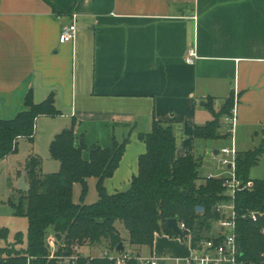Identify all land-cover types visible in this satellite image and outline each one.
<instances>
[{
	"label": "crops",
	"instance_id": "obj_1",
	"mask_svg": "<svg viewBox=\"0 0 264 264\" xmlns=\"http://www.w3.org/2000/svg\"><path fill=\"white\" fill-rule=\"evenodd\" d=\"M49 1L0 0V119L15 118L32 91L36 104L53 94L61 113L37 120L34 141L39 131L53 140L74 122L89 147L129 137L106 182L109 194L130 188L146 152L140 137L155 121L175 126L177 156L196 155L208 142L195 138V128L213 119L211 100L219 111L234 96L237 152L252 150L251 140L264 144V0ZM74 18L75 41L60 44ZM189 50L196 52L193 64ZM219 133L227 137L206 146L215 155L216 144L232 140L228 130ZM83 156L89 160V151ZM161 236L180 245L160 250ZM183 244L162 233L153 256L175 263L190 254ZM94 247L78 251L99 256Z\"/></svg>",
	"mask_w": 264,
	"mask_h": 264
},
{
	"label": "trees",
	"instance_id": "obj_2",
	"mask_svg": "<svg viewBox=\"0 0 264 264\" xmlns=\"http://www.w3.org/2000/svg\"><path fill=\"white\" fill-rule=\"evenodd\" d=\"M50 3L49 0H43ZM234 96L227 99L216 111L214 101L206 104L213 119L203 126H196L195 138L214 141L227 136L219 133L222 120L231 116ZM61 113L55 108V96L36 104L30 91L24 101V110L10 120L0 119V161L18 150V141L34 142L36 123L42 117H57ZM140 139L146 145L145 154L139 157L138 174L133 177L130 188L109 194L106 187L120 166L130 138L118 141L111 139V147L99 145L89 147L85 136H76V122L54 137L50 144L51 157L60 164L57 173L44 175L42 160L31 156L25 167L30 190L22 192L18 203H13L15 214L28 222V246L17 249L21 235L14 244L0 247V264H61V259L77 256L74 264H115L102 254L86 257L76 250L88 244H103L104 250L123 254L128 250L117 223H121L129 234L132 247H148L152 253L155 238L161 233L177 237L168 226L170 219L184 222L193 233L195 241L207 238L215 220L219 218L216 206L228 201L225 178H202V158L189 153L184 157L176 154L177 138L172 123L155 121L152 132ZM89 151V160L84 152ZM264 156V144L237 152L235 160L236 178L251 188L239 190L235 196L237 214V240L244 258L250 263H260L264 254V179H252L251 171ZM96 179L98 201L87 205L88 182ZM82 187L80 203L74 201V188ZM203 207V213L197 212ZM250 212L262 217L253 222ZM8 232L0 230L6 239ZM56 240V252L51 258L52 248L48 238ZM123 243L125 250L118 252ZM153 256V255H152ZM126 264H139L132 258Z\"/></svg>",
	"mask_w": 264,
	"mask_h": 264
},
{
	"label": "rangeland",
	"instance_id": "obj_3",
	"mask_svg": "<svg viewBox=\"0 0 264 264\" xmlns=\"http://www.w3.org/2000/svg\"><path fill=\"white\" fill-rule=\"evenodd\" d=\"M229 124L223 121L221 124V131L226 132L228 130ZM52 138L46 135V132L39 131L36 140L31 143L29 140L23 138L18 141V150L4 160L0 161V230H6L8 236L6 239L0 237V247L4 248L8 244H14L17 234L21 235V242L18 243L17 249H26L28 246V222L25 218L18 217L15 214V209L12 206L13 203H18L21 193L19 191L20 174L25 172V167L28 159L31 156H38L42 160V173L44 175H50L57 173L60 170V164L55 161L50 155V144ZM224 139L222 143L216 144L221 149L222 147L226 149L233 148V141ZM248 144L250 149H255L259 146L257 140L255 139L249 141ZM209 144L217 143L215 141H208ZM207 143L201 141L197 148V157L202 158V166L200 168V175L202 178H207L210 175H231L230 170L227 165H223V160L226 159L231 163L233 160L232 156L225 155H215L214 150L208 146ZM246 145V144H244ZM218 151H222L221 150ZM252 179H264V156L261 158L259 164L254 167L251 171ZM26 179V177H25ZM26 183L27 179H26ZM96 180L91 179L88 182V195L85 199L87 205L94 204L98 201ZM82 187L77 184L74 188V201L78 204L80 203ZM229 196V194H227ZM122 237L125 239V247L127 250H131L134 255H140L143 258H150L152 255H156L148 247H143L138 249L132 247L129 243V234L121 225L117 223ZM161 235V234H160ZM51 237V236H50ZM171 237V236H170ZM176 238V237H171ZM158 248L160 250H169L170 247L180 245L174 241H168L163 236L159 237L157 240ZM182 248H186L187 244L183 242ZM104 245H95L93 253L96 255H101ZM84 251V250H83ZM167 264H175L174 262H168Z\"/></svg>",
	"mask_w": 264,
	"mask_h": 264
},
{
	"label": "built area",
	"instance_id": "obj_4",
	"mask_svg": "<svg viewBox=\"0 0 264 264\" xmlns=\"http://www.w3.org/2000/svg\"><path fill=\"white\" fill-rule=\"evenodd\" d=\"M77 35L76 18L74 22L67 27H64L59 35L60 44H68L75 41ZM196 58V52L194 50H189L186 57L188 64H193ZM226 122L229 124L228 133L232 137L234 143L235 127L237 124V114L236 108L234 107L232 115L226 118ZM234 145V144H233ZM222 155L232 156L233 160L228 162V160H223V165H229L231 175L225 178L224 187L227 189L229 194V200L223 201L216 206V212L219 218L215 220L212 227L208 233L207 238H201L195 241L193 233L186 227L184 222L178 221L179 228L183 232V236L176 235L179 240L185 242L190 250V254L183 258L177 259L175 264H264V254L262 255V260L260 263H250L247 262L243 256L237 240V214L235 210V196L239 190L243 188H251L253 186L252 182H249L244 186L235 175V160L237 155V150L233 146L232 149H222ZM207 178H220L219 176L210 175ZM248 217L253 221L257 222L262 215L257 212H250ZM264 233V229L262 231ZM162 234V233H161ZM170 237L169 235H167ZM48 244L52 248L51 258H54L56 252V240L54 237L48 238ZM78 251V248H76ZM79 253V251H78ZM102 257L111 261L115 264H126L128 260L135 258L138 260L139 264H161V262L168 263L167 259L161 260L154 256L150 258H143L139 254L134 255L132 251H127L123 254L111 253L108 250L102 252ZM61 259V264H74L73 262L77 259L76 255L71 257Z\"/></svg>",
	"mask_w": 264,
	"mask_h": 264
},
{
	"label": "water",
	"instance_id": "obj_5",
	"mask_svg": "<svg viewBox=\"0 0 264 264\" xmlns=\"http://www.w3.org/2000/svg\"><path fill=\"white\" fill-rule=\"evenodd\" d=\"M218 152H216L217 154ZM231 168V166L229 165V169ZM25 174H22L21 178H20V182H19V190L22 192H28L30 190V184L26 183V179H25ZM197 212L198 213H203L204 208L203 207H197ZM168 226L169 228L172 230V232L176 235L179 236H183V232L181 231V229L179 228V224H178V220L177 219H170L168 221ZM125 250L124 244L121 243L118 248L117 251L118 252H123ZM65 264V263H62ZM161 264H165V262H161Z\"/></svg>",
	"mask_w": 264,
	"mask_h": 264
}]
</instances>
